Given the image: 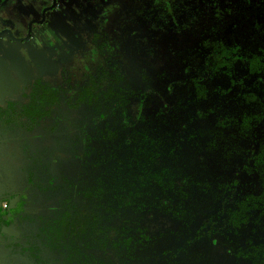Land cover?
I'll use <instances>...</instances> for the list:
<instances>
[{
	"label": "trees",
	"instance_id": "obj_1",
	"mask_svg": "<svg viewBox=\"0 0 264 264\" xmlns=\"http://www.w3.org/2000/svg\"><path fill=\"white\" fill-rule=\"evenodd\" d=\"M124 1L81 33L94 64L61 63L0 106V144L21 156L0 171L1 204L17 198L0 264H264V0ZM145 28L196 35L176 73L137 61Z\"/></svg>",
	"mask_w": 264,
	"mask_h": 264
},
{
	"label": "rangeland",
	"instance_id": "obj_2",
	"mask_svg": "<svg viewBox=\"0 0 264 264\" xmlns=\"http://www.w3.org/2000/svg\"><path fill=\"white\" fill-rule=\"evenodd\" d=\"M64 1L65 2L63 3V1L61 0V3L58 5V7L60 9L61 14L63 15H66L67 13L69 14L66 15L70 20L69 23L70 25L67 24V29H68V33H72L71 35L68 34L67 40L64 41L66 50H64L63 48L59 49V44L57 42L56 44L50 43L48 45L44 43L45 32L42 31L40 28L43 26V24L37 26L38 23H35L32 25L33 31L34 29H37V27L39 28L34 33L35 40L33 41L28 40L27 42H25L27 45L29 44L31 47V50L28 53L26 52L29 50V48H27L26 44H24L23 42H15L12 39H10L7 35H4L9 39L10 43L9 42L5 44L0 43V94L1 95L7 94L10 91V89H13L15 94L13 95L12 98L13 99L17 98L21 89L29 82L30 79H32L30 75L28 74L25 75L27 72L29 73L27 67H25L24 65L17 64L18 61L21 59V57H35L40 55L43 56L44 58L47 57V59L48 57L55 59L56 64L64 62L65 64H69V65L79 60V58H81L82 60L81 66L83 67V69H86L87 65L90 66L94 64V58L92 57V55H90V53L89 54L85 53L84 48L80 47L81 46L80 43L82 41L79 38H77V33H76L77 27H75V24H77V22H75L76 20L83 21L86 18V21L83 22L84 25L82 24L81 25L83 27L89 25V29H90V27L92 26L90 25V20H91L90 18L92 17H88L87 15L88 14L94 15L96 13L93 6L94 3H92L90 0H83L80 3V6H78V8L76 6V9L74 10L73 3L71 1L69 0H64ZM115 1L116 0H109L107 5L111 6ZM117 1L118 2L116 3V5L123 4V0H117ZM130 1L132 2L135 0H130ZM51 2L52 0H5L4 2L0 3V10H3V12L9 14H6L7 19L4 18L2 21L0 20V32L2 30H9L13 33L15 38L25 37L26 32L28 30V23L31 21H39L43 8L49 6ZM127 2H129V0H125L124 4H127ZM3 4L5 5L3 6ZM111 13L121 17L124 14V12L120 10L118 7H117V11H112ZM51 15H49L48 18L46 16V21H48V24L53 25V27H49V28H53L56 34L57 31L56 30L57 26L55 27L56 18L52 17ZM98 15L96 13V16L95 15L93 16L95 17L94 20L98 18L97 17ZM94 28H96V24L94 25ZM174 31L175 29H172L170 32L167 33L164 32L163 34L153 36V39L148 42H146L147 40L144 41L143 38L153 33L149 28H145L144 31L137 33V41H135V43H137V56L140 57L137 59V61H139L140 64H142L145 67V69L152 76L153 80L159 79V73L162 70L176 73V71L178 70V62H176V58L175 56H173V50L175 48H181V49L193 48L197 41L195 34L193 35L189 33L180 36L177 35ZM11 45H13L16 48V50L19 51L20 54L15 49L11 51ZM18 54L20 58L18 57ZM25 64L27 65V59H25ZM49 68L51 69L50 66ZM138 68L139 66L137 65V73H136L134 72L135 67H131L129 71V77L131 81L137 83V86H140L141 84L138 73L141 70ZM17 69H22L23 76L25 75V78L23 80L21 79V75H20L21 73L16 71ZM36 74L37 73H35L34 75ZM17 82L23 84V86L20 89L14 88V85ZM149 104L150 105L147 108H145L141 104L137 103V105H135L133 108L134 114H137L138 112L141 113L146 112L151 115H154L157 112L159 106L161 105V100L155 97L152 99V101H149ZM76 116L77 115H75V113H71L70 115L71 118H69L70 120H68L67 122L69 123ZM196 126L200 128L205 127L206 123L198 122ZM44 136L45 135L43 133H38L37 135H34L33 138L29 136L27 137L31 147L30 152L33 153L34 150L39 151L42 149V147L45 145V142L49 140L47 136L45 137ZM5 140H7L5 143L0 144V171L4 170V166L7 165L8 163L13 164L14 167H18L20 165L21 156L18 147L16 146V144L14 146L13 143L9 144L8 139ZM9 145L11 146L8 147ZM54 149L56 150V147H54ZM13 152L15 153L12 158ZM45 152L47 153V150H45ZM65 168H67V170L68 168H71L72 171L74 168L78 169L76 167V161L73 160L72 158H69L67 160V164ZM54 172L55 171L52 170V173ZM5 205L6 204H4L3 206ZM27 209L29 212H34V213H38L42 211L40 207H35V208L27 207ZM2 210H4L3 207ZM7 232L13 236H16V233L14 231L7 230ZM9 240L10 238H8V242L4 243L2 241V243L1 242L0 243L5 248L10 249L11 243Z\"/></svg>",
	"mask_w": 264,
	"mask_h": 264
},
{
	"label": "crops",
	"instance_id": "obj_3",
	"mask_svg": "<svg viewBox=\"0 0 264 264\" xmlns=\"http://www.w3.org/2000/svg\"><path fill=\"white\" fill-rule=\"evenodd\" d=\"M63 1V3L65 2L64 0H62ZM69 1H71L72 3H73V9L75 10L76 9V6H77V8H78V6H80V3L83 1V0H69ZM92 3H94V10H95V12L97 13V15L99 14H101V12H102V8H110L115 2L117 3L118 1L116 0L111 6H108L107 4H108V2H109V0H90ZM90 2V3H91ZM12 3V2H11ZM10 3V4H11ZM61 3V0H59V3H58V5ZM5 4H7V3H5ZM5 4H3V6L5 5ZM18 4V3H17ZM98 4H100L101 6H98ZM73 10V11H74ZM1 12H0V20L2 21L4 18H6L7 19V16H6V14H9V13H5V12H3V10H0ZM13 12V11H12ZM96 13L94 14L95 16H96ZM52 14V15H51ZM51 14H48L47 15V18H48V16L49 15H51L52 17H54V18H56V21H55V27H56V34H55V31H54V29L53 28H49V27H53V25L52 24H48V21H47V23H46V25H43L42 27H40L41 28V30L42 31H44L45 32V39H44V43H46V45H48V44H50V43H54V44H56V42L59 44V49H61V48H63L64 50H66V47H65V42L64 41H66L67 40V35L68 34H72V33H68V29H67V24H69L70 23V20H69V18L66 16V15H69L68 13L66 14V15H63V14H61L60 13V9H59V7L57 6V9L53 12V13H51ZM94 15H90V14H88L87 16L88 17H92V18H90L91 20H90V25H92L91 27H90V29H89V25H86V26H82V25H84L83 24V22H85L86 21V18H85V20H83V21H78V20H76L75 22H77V24H75V27H77V29H76V33H77V38H79L82 42L80 43V47L81 48H83V47H85L86 46V44L85 45H83V43H84V40H83V38H82V36H81V33H82V30H83V33H84V31L85 32H92L95 28H94V25H95V23H94V18L95 17H93ZM98 15V16H99ZM97 16V17H98ZM52 21H53V19H52ZM54 24V23H53ZM66 24V25H65ZM82 24V25H81ZM70 25V24H69ZM36 28V27H35ZM38 28L39 27H37V29H34V31H33V33H32V36H31V40L30 41H33V40H35L34 39V33L36 32V30H38ZM74 29V30H75ZM9 42V39L6 37V36H2V37H0V43L1 44H5V43H8ZM35 42V41H34ZM10 43V42H9ZM24 44H26L25 42H24ZM27 45V44H26ZM27 48H29V50L26 52V53H28L30 50H31V47H30V45L28 44L27 45ZM13 49H15L16 50V48L13 46V45H11V51L13 50ZM36 50V49H35ZM16 51H18V50H16ZM18 53H19V51H18ZM20 54V53H19ZM19 54H18V57H19ZM20 58V57H19ZM25 59H27V65L25 64ZM64 63V62H63ZM17 64H20V65H24L25 67H27V69H28V71H29V73L27 72L25 75H30L31 77H32V79L33 78H35V77H39V76H43V77H46V78H50V79H53V78H56L55 76H56V74L58 73V67H59V65L61 64V63H57L56 64V60L55 59H52V58H50V57H48V59H47V57H43V56H40V55H38V56H35V57H21V59L18 61V63ZM49 66L51 67V69L49 68ZM54 69V70H53ZM17 72H20L21 74V79L23 80L24 78H25V75L23 76V71H22V69H17L16 70ZM35 73H37L36 75H34ZM31 80V79H30ZM29 80V81H30ZM28 82V81H27ZM26 82V83H27ZM25 83V84H26ZM24 84V85H25ZM23 86V84L22 83H20V82H17L15 85H14V88H16V89H20L21 87ZM12 88V87H11ZM15 94V92H14V90L13 89H10V91L7 93V94H4V95H1L0 94V106H3L4 105V102L7 100V99H13L12 97H13V95ZM3 205L4 204H1V202H0V213H1V210H2V207H3ZM7 230H9V229H3V232H6V233H8L7 232ZM0 242H2L1 240H0Z\"/></svg>",
	"mask_w": 264,
	"mask_h": 264
},
{
	"label": "water",
	"instance_id": "obj_4",
	"mask_svg": "<svg viewBox=\"0 0 264 264\" xmlns=\"http://www.w3.org/2000/svg\"><path fill=\"white\" fill-rule=\"evenodd\" d=\"M57 0H52V3L50 6L45 7L41 14V19L39 21H31L28 23V30H27V36L25 38H15L13 33L9 30H2L0 32V37L3 35H7L10 39H12L15 42H25L29 39L31 31H32V25L35 23L41 24L45 20V13L52 10L56 6ZM17 198L11 201V207L15 204Z\"/></svg>",
	"mask_w": 264,
	"mask_h": 264
},
{
	"label": "flooded vegetation",
	"instance_id": "obj_5",
	"mask_svg": "<svg viewBox=\"0 0 264 264\" xmlns=\"http://www.w3.org/2000/svg\"><path fill=\"white\" fill-rule=\"evenodd\" d=\"M58 2H59V0H57V2H56V6H55L52 10H56V9H57ZM51 3H52V2H51ZM51 3H50V5H51ZM50 5H49V6H50ZM47 7H48V6H47ZM44 8H45V7H44ZM44 8H43V9H44ZM52 10H50V11H48V12L45 13V20H44L41 24H37V26L42 25V24H43V25H46V23H47V21H46V16H47L48 13H51ZM40 19H41V15H40L39 20H40ZM28 22H29V21H28ZM37 26H36V27H37ZM26 30H27V27H26ZM32 31H33V30H32ZM32 31H31V34H30V37H29L28 40H31ZM3 36H4V35H3ZM26 36H27V32H26ZM26 36H25V37H26ZM1 37H2V36H1ZM25 37H22V38H25ZM19 38H21V37H19ZM28 40H27V41H28ZM27 41H25V42H27ZM23 43H24V42H23ZM84 45H85V40H84ZM83 48H84V50H85V47H83ZM84 52L87 53V50H85ZM142 99H143V98H142ZM135 105H137V103H136ZM135 105H134V106H135ZM134 106L132 107V110H133ZM14 199H15V198H14ZM14 199H13V200H14ZM11 201H12V200H11ZM11 201H10V204H9V205L6 204L5 206H3L4 210H2L1 213L4 212L5 210L9 209V208L11 209V208L14 207L15 204L11 207ZM15 203H16V202H15ZM9 231H13V230L9 229ZM8 234H9V233H8ZM10 235H11V234H10Z\"/></svg>",
	"mask_w": 264,
	"mask_h": 264
}]
</instances>
